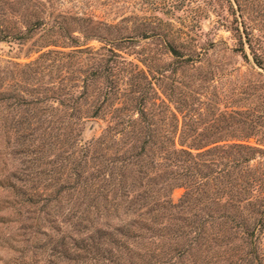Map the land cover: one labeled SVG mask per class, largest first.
Listing matches in <instances>:
<instances>
[{
    "label": "trees",
    "instance_id": "obj_1",
    "mask_svg": "<svg viewBox=\"0 0 264 264\" xmlns=\"http://www.w3.org/2000/svg\"><path fill=\"white\" fill-rule=\"evenodd\" d=\"M198 1V21L216 13L236 40L234 51L264 72V37L247 22L251 6ZM44 7L42 0H0V42L24 45L48 24ZM61 17L44 29L35 59L0 65V137L36 132V177L46 174L36 180V264H264L263 88L237 87L246 96L237 102L248 106L216 107L200 120L195 89L213 80L184 83L176 74L206 50L163 34L170 21L140 20L135 36L169 35L167 54L175 59L161 68L162 55L144 50V69L122 51L134 36L130 16L109 22L86 14L77 18L80 36ZM90 119L104 126L84 141ZM47 146L51 174L43 168ZM175 188L184 189L178 201ZM0 189L9 190L4 181Z\"/></svg>",
    "mask_w": 264,
    "mask_h": 264
},
{
    "label": "rangeland",
    "instance_id": "obj_2",
    "mask_svg": "<svg viewBox=\"0 0 264 264\" xmlns=\"http://www.w3.org/2000/svg\"><path fill=\"white\" fill-rule=\"evenodd\" d=\"M46 3L45 13L42 17L48 24L37 30L36 35L29 39L24 45L12 42H0V65H8L7 61L29 62L35 59L38 54L34 51L40 43L44 29L48 30L56 20H61L62 14H67L73 22L70 32L80 36L82 26L77 23V18L86 17V14L95 13L101 20L111 22L113 19H121L124 15L130 16V30L133 40L123 52L129 53L141 68L148 69L139 59L140 53L144 50H156L162 55L161 68H173L175 59L167 54V43L172 41L169 35L144 39L136 37L135 32L141 31V21L158 22L157 16L172 23L166 26L165 33L181 40H188L194 49L204 52L201 62H193L177 69L176 78L184 83H190L199 78H211L213 81L203 82L204 88L195 90L193 105L197 117L200 120H207L216 111V107L222 111L230 110L242 105L248 106L246 99L237 102V99L246 97L245 94H236L235 89H244L250 83H257L260 87L258 92L264 93V72L253 67L245 61L236 48L234 39L229 27L218 20V15L209 12L206 18L198 21L196 11L198 0H42ZM247 1V2H246ZM250 7L248 23L254 27L258 36L264 37V0H241ZM111 6L115 7L110 10ZM176 7L174 14H165L160 11L168 7ZM189 9V12L186 10ZM76 21H73L75 20ZM228 19H231L228 17ZM86 25V24H85ZM229 25V22H227ZM121 33H125L121 31ZM128 34V33H126ZM187 34V35H186ZM83 41V39H82ZM214 42V44H211ZM90 45L97 48L102 46L97 40L91 41ZM140 52V53H138ZM138 53V54H137ZM186 53H191L186 50ZM31 54V55H29ZM29 56V57H28ZM5 64V65H4ZM171 74V72H168ZM206 76V77H204ZM194 77V79H193ZM264 109L262 100L257 111ZM22 126V124H20ZM104 123L100 119H90L85 126L82 139L84 141L100 134ZM0 140V181H4L7 189H0V264H36V180L45 177L46 174L36 177V132L24 134L21 137H9ZM253 143L254 140L252 139ZM51 147L44 148L43 168L47 173L53 166L55 156L49 153ZM49 149V150H48ZM65 155V153H62ZM50 159V160H49ZM50 163H47V162ZM26 191V195L12 193L10 190ZM183 188H175L172 192L174 201H178L183 194ZM53 193V192H50ZM30 195H35L33 204H23ZM65 195L64 204L67 206ZM19 198H18V197ZM61 264H65L63 260Z\"/></svg>",
    "mask_w": 264,
    "mask_h": 264
}]
</instances>
